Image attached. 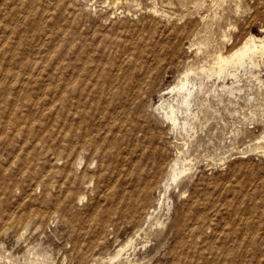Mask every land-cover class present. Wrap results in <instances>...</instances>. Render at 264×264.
Segmentation results:
<instances>
[{"label": "rangeland", "instance_id": "1", "mask_svg": "<svg viewBox=\"0 0 264 264\" xmlns=\"http://www.w3.org/2000/svg\"><path fill=\"white\" fill-rule=\"evenodd\" d=\"M250 34L264 0H0V264H264V53L160 108Z\"/></svg>", "mask_w": 264, "mask_h": 264}, {"label": "bare ground", "instance_id": "2", "mask_svg": "<svg viewBox=\"0 0 264 264\" xmlns=\"http://www.w3.org/2000/svg\"><path fill=\"white\" fill-rule=\"evenodd\" d=\"M257 51L264 53V36L261 37L260 35V37H256L255 35L250 34L243 41H241V43H239L236 46H233L226 53H221V52L217 53L216 56L214 57V60L210 64L204 65L205 64L204 63L199 67L198 70L186 69L183 72H181L177 78V81L173 85L163 90L164 93H172V95H174V98L176 99V103H172L170 101L165 102V107H163L160 104V108H164L163 110V115L165 116L164 118H166L167 121L168 120L171 121L173 124H178L179 111L185 112L186 115L191 113L190 104L191 101H193L192 100L193 94L199 87V84H201V80H202L201 78L200 80H197L199 81L197 85L196 77L191 76V74L198 75L201 77L203 76L206 79L222 78L224 80L228 76L230 78L234 77L235 72L230 68L232 66L235 67V64L241 63L246 55L248 56L251 53ZM220 86L222 90H228L229 92H232L233 89L232 84H226L224 82ZM186 118L184 117V121L182 122L183 127L186 126L187 124ZM186 170H188V168L185 167L184 165L183 166H176L175 164L171 165L169 180L174 182L175 186H177L179 182V178L183 173H185ZM167 186L168 184L164 189V193L167 190ZM130 242L131 240H128L125 244L118 245V248L115 250V252L112 255L108 257V260L109 261L118 260L121 256V252L125 249L127 245L130 244Z\"/></svg>", "mask_w": 264, "mask_h": 264}]
</instances>
